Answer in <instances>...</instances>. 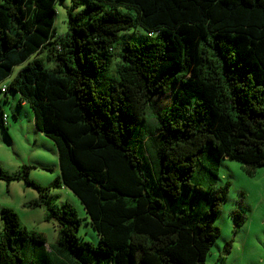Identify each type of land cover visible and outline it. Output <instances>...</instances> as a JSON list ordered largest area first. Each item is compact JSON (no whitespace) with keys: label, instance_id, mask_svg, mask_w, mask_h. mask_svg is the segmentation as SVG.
Returning <instances> with one entry per match:
<instances>
[{"label":"trees","instance_id":"1","mask_svg":"<svg viewBox=\"0 0 264 264\" xmlns=\"http://www.w3.org/2000/svg\"><path fill=\"white\" fill-rule=\"evenodd\" d=\"M55 2L0 0V87L53 141L54 183L80 200L97 243L78 238L75 209L57 206L28 165L17 176L0 166V179L36 188L26 205L59 225L46 246L1 207L0 264H25L28 251L41 264H206L227 197L215 185L219 159L264 166V0H86L56 38ZM137 26L149 35L126 41L108 74L119 31ZM43 51L52 67L27 60ZM175 84L154 110L152 96ZM149 108L154 125L133 139Z\"/></svg>","mask_w":264,"mask_h":264},{"label":"rangeland","instance_id":"2","mask_svg":"<svg viewBox=\"0 0 264 264\" xmlns=\"http://www.w3.org/2000/svg\"><path fill=\"white\" fill-rule=\"evenodd\" d=\"M85 4L86 0H56L53 37H59L67 31L68 10L77 12ZM118 8L123 13H134L122 5H118ZM148 35L149 33L140 26L119 31L113 45L108 74H114L115 64L120 60L119 53L126 41L141 42ZM36 59L45 67L53 66V61L46 57V51L32 54L27 60ZM23 64L15 65L6 80L10 79ZM176 87L177 84L172 85L166 93L153 95L152 108L158 110L167 107L171 102L172 91ZM15 94L12 91L8 92L9 96ZM0 95H3L2 91ZM0 105L4 106L0 110L6 115L7 124L5 130L0 122V166L9 175L17 176L24 169L22 165H28L26 168L28 178L41 186H49L48 194L53 197L57 206L67 202L75 209L80 218L78 238L96 244L97 234L89 224L80 200L63 184L54 183L59 176L56 148L49 137L32 130V110L29 104L24 105L30 117L21 111L18 120L13 116L9 103L2 102ZM15 107L21 106L15 104ZM151 111L149 108L147 120L135 129L133 139L139 138L142 132L148 134L147 129L154 125ZM42 160L49 162L47 169L40 168ZM215 185H227V197L222 201L220 211L212 220L220 233L210 247L206 264L213 263L217 250L222 254L218 259L219 264H264V166H256L249 172L243 163L221 157L217 166ZM35 197H38L37 189L25 183L22 178H13L9 181L0 179V209L4 206L13 208L20 224L30 232L41 234L45 239V245L49 246L58 240L59 225L55 220L45 219L44 206L26 205ZM0 225L2 230L1 217ZM226 242H229L227 250ZM38 259L35 253L28 251L24 256V263L41 264Z\"/></svg>","mask_w":264,"mask_h":264},{"label":"crops","instance_id":"3","mask_svg":"<svg viewBox=\"0 0 264 264\" xmlns=\"http://www.w3.org/2000/svg\"><path fill=\"white\" fill-rule=\"evenodd\" d=\"M7 81V80H6ZM16 93V92H15ZM19 100V94L18 93H16L15 95H11V96H9L8 94L7 95H5V96H3V95H0V104L2 103V102H4V103H9L10 105H11V107H10V110H11V112L13 113V116L18 120V119H20V115H21V111H24V112H26V115L28 116V117H30V113H29V111H28V109L25 107V103L26 102H24V101H18ZM15 104H18V105H20L21 107H19V108H17V107H15ZM3 107L4 106H1L0 105V109L2 108L3 109ZM0 111H2L3 112V110H0ZM31 119H32V124L33 125H31V126H33L32 127V130L35 132V133H37V132H41V131H39L36 127H35V125H34V122H33V118L31 117ZM6 126H7V124H6ZM56 156H57V153H56ZM48 163L49 162H47V161H43L42 160V166H40V168H42V169H47L49 166H48ZM57 167H58V165H57ZM57 178H59V176L57 177ZM0 227H1V225H0ZM219 249V248H218ZM216 254V257H215V259H214V261H213V263L212 264H219V262H218V259L220 258V255H222L220 252H219V250H217V252L215 253Z\"/></svg>","mask_w":264,"mask_h":264},{"label":"built area","instance_id":"4","mask_svg":"<svg viewBox=\"0 0 264 264\" xmlns=\"http://www.w3.org/2000/svg\"><path fill=\"white\" fill-rule=\"evenodd\" d=\"M4 88H5V85H2V86L0 87V90L3 91ZM2 119H3L4 122H6V115H5L4 113H3V115H2Z\"/></svg>","mask_w":264,"mask_h":264}]
</instances>
